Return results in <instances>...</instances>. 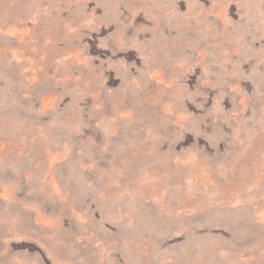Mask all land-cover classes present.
<instances>
[{
	"label": "rangeland",
	"instance_id": "rangeland-1",
	"mask_svg": "<svg viewBox=\"0 0 264 264\" xmlns=\"http://www.w3.org/2000/svg\"><path fill=\"white\" fill-rule=\"evenodd\" d=\"M0 264H264V0H0Z\"/></svg>",
	"mask_w": 264,
	"mask_h": 264
}]
</instances>
